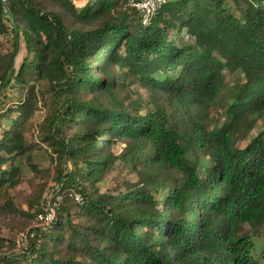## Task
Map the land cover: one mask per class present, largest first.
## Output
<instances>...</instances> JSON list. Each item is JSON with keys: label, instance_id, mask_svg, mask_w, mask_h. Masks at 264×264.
I'll use <instances>...</instances> for the list:
<instances>
[{"label": "trees", "instance_id": "obj_1", "mask_svg": "<svg viewBox=\"0 0 264 264\" xmlns=\"http://www.w3.org/2000/svg\"><path fill=\"white\" fill-rule=\"evenodd\" d=\"M231 1L167 0L145 26L129 0H0V210L19 213L41 143L63 195L27 248L0 232V264H263L264 131L243 141L264 120V0ZM118 162L137 180L115 194Z\"/></svg>", "mask_w": 264, "mask_h": 264}, {"label": "rangeland", "instance_id": "obj_2", "mask_svg": "<svg viewBox=\"0 0 264 264\" xmlns=\"http://www.w3.org/2000/svg\"><path fill=\"white\" fill-rule=\"evenodd\" d=\"M229 4L233 5V2L229 0ZM184 35L185 32H183L182 36ZM3 39L6 40V38ZM6 43L7 45L11 46V41H6ZM23 51L24 47L21 52ZM228 79L231 81V76H229ZM221 113L222 111L218 112L217 110L214 112V118L211 120L212 124H216L217 122L219 124ZM45 115L46 109L44 107H42L36 112V115L34 117V132L28 135L29 140L35 142L39 141V124L44 120ZM260 131H264V120L259 121L254 126V130L244 139L243 143H249ZM122 146V143H118L114 147L115 152L119 153L121 151ZM52 156L55 158V154L52 153L50 148H48L43 143L39 144V147H37L33 152L32 160V163L36 166V169H34L28 162H24V164L22 165L23 182L19 187L12 191L14 203L19 213L15 215V217L12 219L10 215H7L0 210V232L2 236L6 237L7 239L5 243L7 244L6 248H8V251H11L9 246L13 245L19 232L30 228L34 224V218L32 219L25 217L22 215V212L32 213L34 211V209L31 208L30 202L36 196L39 190L41 188L44 189L43 197L46 198V200H50L54 195V192L52 191L54 182L53 180L49 179L47 175L48 170L52 169L53 172L54 163L52 162ZM136 180V174L129 168H126L124 165L118 162L115 169L106 177V179H104V181L100 183V185L103 190L116 194L119 191L125 189L124 185L126 181ZM21 227H23V229ZM248 229L250 230V227H248ZM252 239L255 243V249L253 252L254 256L256 259H258L261 263L264 264V223L261 224L260 234L253 235ZM15 250H20L16 247V243Z\"/></svg>", "mask_w": 264, "mask_h": 264}, {"label": "built area", "instance_id": "obj_3", "mask_svg": "<svg viewBox=\"0 0 264 264\" xmlns=\"http://www.w3.org/2000/svg\"><path fill=\"white\" fill-rule=\"evenodd\" d=\"M166 2L167 0H129L128 4L136 8L141 13L142 24L146 26L151 23L158 8ZM70 195L77 202H83L82 196L79 193L73 191L70 192ZM62 202L63 195L57 194L55 197H52L43 205L42 210L37 213L34 219V224L30 228L20 231L17 235L15 241L19 249L27 248L29 244V237L33 236V233L31 232L32 228L41 226L45 227L53 223L56 217L57 209Z\"/></svg>", "mask_w": 264, "mask_h": 264}, {"label": "water", "instance_id": "obj_4", "mask_svg": "<svg viewBox=\"0 0 264 264\" xmlns=\"http://www.w3.org/2000/svg\"><path fill=\"white\" fill-rule=\"evenodd\" d=\"M3 1H5V0H3ZM7 13H8V16L10 17V19H11V21H12V23H13V27H14L16 33H17V23H16V21H15V17L13 16V14H12L8 9H7ZM12 68H13V66H12ZM12 68L10 69L9 73L7 74L6 79H5L3 85H2V87H1V89H0V96H1V94H2V92H3V90H4V88H5V86H6L7 82H8V80H9V79L11 78V76H12V73H13V69H12Z\"/></svg>", "mask_w": 264, "mask_h": 264}]
</instances>
